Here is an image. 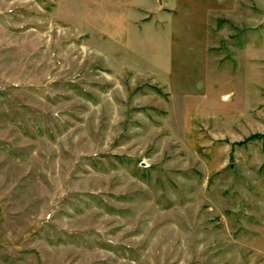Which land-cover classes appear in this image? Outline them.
<instances>
[{
    "label": "rangeland",
    "instance_id": "374dc122",
    "mask_svg": "<svg viewBox=\"0 0 264 264\" xmlns=\"http://www.w3.org/2000/svg\"><path fill=\"white\" fill-rule=\"evenodd\" d=\"M0 264H264V0H0Z\"/></svg>",
    "mask_w": 264,
    "mask_h": 264
},
{
    "label": "crops",
    "instance_id": "0c3cea01",
    "mask_svg": "<svg viewBox=\"0 0 264 264\" xmlns=\"http://www.w3.org/2000/svg\"><path fill=\"white\" fill-rule=\"evenodd\" d=\"M139 26H137V34L136 35H138V38H140V39H142V31H141V29L140 28H138ZM135 29H136V27H135Z\"/></svg>",
    "mask_w": 264,
    "mask_h": 264
}]
</instances>
